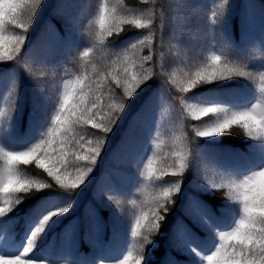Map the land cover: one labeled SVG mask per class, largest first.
I'll return each mask as SVG.
<instances>
[{
	"label": "trees",
	"instance_id": "1",
	"mask_svg": "<svg viewBox=\"0 0 264 264\" xmlns=\"http://www.w3.org/2000/svg\"><path fill=\"white\" fill-rule=\"evenodd\" d=\"M102 2L44 0L26 34L23 59L0 62V113L14 103L10 118L0 115V147L23 151L38 142L53 126L51 117L65 82L85 71L91 75L93 64L151 55L145 67L160 75L151 77L128 102L106 135L88 181L71 197L55 187L28 196L0 216V238L11 237L22 252L29 239L21 232L29 237L44 211L71 199V209L53 219L30 258L43 264H121L128 251L135 257L139 247V239L131 236L135 215L140 208L147 210L162 187L179 180L182 190L174 196L159 233L150 237L154 241L145 246L141 264H206L204 257L219 243V232L231 231L243 214L239 202L223 195L226 188L211 184L238 181L264 168V137L244 135L236 125L218 136L199 137L196 131L212 118L195 119L191 113L208 106L205 102L232 111L264 102L258 90V75L264 71V0H228L227 7L224 0H108L118 14L154 16V26L125 25L119 36L101 41L97 20ZM213 12L222 17L214 18ZM19 32L6 26V36ZM88 47L93 50L85 58ZM213 53L240 64L255 78L233 77L182 92L179 85L186 75L206 66ZM116 94L122 90L117 88ZM86 132V140L102 135L91 126ZM176 153L188 164L182 177L170 175ZM149 159L152 179L147 176ZM18 172L52 182L34 162L20 164ZM257 191L264 195V177L257 181ZM117 201L120 212L114 206ZM128 264L135 262L130 259Z\"/></svg>",
	"mask_w": 264,
	"mask_h": 264
},
{
	"label": "snow or ice",
	"instance_id": "2",
	"mask_svg": "<svg viewBox=\"0 0 264 264\" xmlns=\"http://www.w3.org/2000/svg\"><path fill=\"white\" fill-rule=\"evenodd\" d=\"M43 3L44 0H0V62L19 63L23 59L21 50L26 43V34ZM223 6H228V0H224ZM213 17H222V14L213 12ZM154 19L152 15L144 17L118 14L116 8H109L108 0H103L97 20L100 29L97 38L103 41L114 34L119 36L126 31L125 25L134 29H151ZM6 26L19 29V34L6 36ZM147 39L145 37L139 43L144 44ZM131 47L136 49L137 44L133 43ZM92 50L91 47L86 48L83 57L87 58ZM152 59L151 55L143 56L139 61L126 57L122 63L117 57L106 66L98 67L93 64L91 75L85 71L75 79L65 82L58 108L54 110V118L51 117L50 123L53 126L47 129V133H42L38 142L23 151L0 147V160L4 161V167L0 168V216L14 211L24 199L36 192L55 187L71 197L88 181L105 147L106 135L119 122L128 102L151 77L160 75L159 72L145 67V62ZM233 77L255 78L252 72L246 71L240 64L213 53L206 66L197 68L193 74H187L179 87L182 92H187L189 89H197L198 85ZM258 81L260 96L264 97V71L259 72ZM117 88L122 90V95L117 96ZM205 103L208 106L200 107L191 114L195 119L210 116L211 123H205L198 129L196 136H218L232 131L236 125L243 129L244 135L264 137V102L254 103L243 111H232L219 103ZM13 111L14 103L6 113L0 115L10 118ZM88 126L102 135L86 140ZM33 162L52 182L26 178L19 174L20 164L29 165ZM170 167L174 169L171 176L182 177L188 164L182 154L176 153V163ZM69 169L73 171L70 172ZM153 175L152 160L149 159L147 176L152 179ZM262 177L264 168L253 171L238 181L211 184L214 189L226 188L223 195L231 201L239 202L243 214L231 231L219 232V243L204 257L206 264H264V195L257 191V181ZM157 179L162 177L158 176ZM181 190L182 184L178 180L171 186L162 187L151 198L147 210L140 208L131 224V236L139 239L136 256H133V251H128L121 264H128L130 259L135 264L145 261V246L154 241L150 237L159 233L162 222L174 203V196ZM108 199L112 201L111 196ZM114 206L119 212L122 211L118 201L114 202ZM71 207L72 200L68 199L65 203L44 211L23 251L16 255H0V264H43V261L30 258L35 242L54 218L67 213ZM225 239L230 241L227 246L223 242Z\"/></svg>",
	"mask_w": 264,
	"mask_h": 264
},
{
	"label": "rangeland",
	"instance_id": "3",
	"mask_svg": "<svg viewBox=\"0 0 264 264\" xmlns=\"http://www.w3.org/2000/svg\"><path fill=\"white\" fill-rule=\"evenodd\" d=\"M135 126H134V128H135ZM24 237L27 238V236H24ZM29 238H30V236L27 239H29ZM2 249H4V250L7 251V253H8L7 255H16V254H19V249H18V246L16 245V242H15L14 239H12L11 242H9L7 239L1 241L0 242V251Z\"/></svg>",
	"mask_w": 264,
	"mask_h": 264
}]
</instances>
